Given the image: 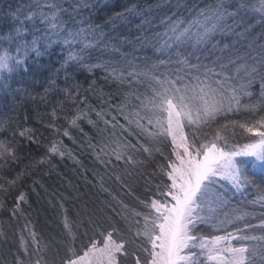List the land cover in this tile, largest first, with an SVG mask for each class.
I'll return each instance as SVG.
<instances>
[{"label": "snow or ice", "instance_id": "1", "mask_svg": "<svg viewBox=\"0 0 264 264\" xmlns=\"http://www.w3.org/2000/svg\"><path fill=\"white\" fill-rule=\"evenodd\" d=\"M93 10L111 14L97 24L91 22ZM80 44L78 52L71 50ZM97 45L118 54L123 63L83 64L81 53ZM54 46L70 49L56 69L57 76L64 72L66 82L73 78L68 67L76 65L89 72L103 67L105 79L116 84L107 100L102 90L96 93L99 110L87 104V111L79 107L85 98L78 84L64 88L65 99L59 103L76 105L71 126L79 128L78 121L84 119L96 131L97 142L89 147L101 164H111L113 157L124 162L123 175H115V180L127 194L133 195L132 184L145 176L156 153L164 162H158L148 173L150 178L144 179L145 198L135 196L143 211L130 208L115 195L112 200L119 211L106 202L122 226L109 224L98 238L89 237V243L77 250L67 218L64 227L72 239L60 241L58 247L38 238L26 223L23 231H28L31 245L21 235L12 259L3 264H202L200 257L211 264H264V212L258 224L250 223L247 218L257 214L229 207L230 189L220 183L226 181L235 192L257 184L252 172L257 167L264 171V116L254 122L226 120L214 135H201L222 114L264 107V0H112L111 4L105 0H0V93L4 94L0 106H8V97L11 104H20L17 95L23 97L29 87L41 82L49 70L41 61L51 57ZM125 47L130 50L122 51ZM149 50L164 59L149 64L150 57L145 56L143 67L135 63V52ZM193 58L196 63L191 62ZM46 79L45 95L56 83L51 74ZM13 82L20 87L13 89ZM257 82V103L242 105L241 97L252 96L249 89ZM140 87L145 91L140 92ZM86 91H95V82ZM91 113L96 119L90 118ZM52 117L47 127L58 134L55 109ZM237 126L251 134L250 142H229L226 132ZM17 134L36 142L31 129L13 130L11 136ZM63 135L69 136L67 129ZM169 147L165 153L163 149ZM18 149L11 140H0V168L21 163ZM65 154L62 141L53 140L44 156L6 178L0 190L7 192L33 168ZM240 157L251 158L247 161L251 168ZM153 179L160 182L153 185ZM260 183L264 185V177ZM100 187L108 191L102 178ZM22 202H27L23 193L10 209L13 216L23 215ZM251 203H264V196ZM89 223H94L91 217ZM202 225L222 234L203 235L198 229ZM257 230L261 234H251ZM0 236L4 237L0 243H7V234L0 230Z\"/></svg>", "mask_w": 264, "mask_h": 264}, {"label": "trees", "instance_id": "2", "mask_svg": "<svg viewBox=\"0 0 264 264\" xmlns=\"http://www.w3.org/2000/svg\"><path fill=\"white\" fill-rule=\"evenodd\" d=\"M105 2L111 4L112 0H105ZM110 14L107 10L99 12L93 10L91 22L99 24L107 20ZM83 15L88 17V12ZM159 30L162 31L163 29ZM81 47H83L82 44L76 45L71 50L78 52ZM129 50L127 47L122 49L124 52ZM50 51L52 53L51 57L45 56L41 61L43 64L48 65L49 69L40 78L41 82L29 87L28 93L23 97L17 95L16 99L20 101V104H11V97H8L6 102L8 106H0V140H11L13 144L18 145V155L22 157L19 165L10 164L7 167L0 168V184H5L6 178L14 177L25 164L44 156L46 147L53 140L62 141L66 154L63 157L59 155L52 156L50 163L33 168L30 175H26L14 187L9 188L7 192L0 190V202L4 203V207L0 208V230L7 234V243H0V264H3L4 260L10 261L12 259L16 248L19 247L21 235H23L25 243L31 245L28 231H23L26 223L31 231L37 233L38 238L50 242L53 247H58L59 242L62 240L75 237L73 246L77 250L89 243V237L98 238L99 231L107 229L109 224L118 222L117 226H122L123 221H120V218L107 207L106 202L111 203L119 211L116 201L112 200V196L115 195L117 200H122L130 208L143 211V207L137 203L135 196H139L141 199L145 198L143 194L144 179L150 178L148 173L156 169L158 162H164L163 157L156 153L152 163L147 166L145 176L140 179L138 184H132L133 195H128L126 189L122 188L115 180V175H123L124 162H117L113 157L111 164H101L89 147V143L95 144L97 142L96 131L84 119L78 121L79 128L71 126L69 120L75 115L76 105L65 103L61 106L59 103L65 99L62 90L78 84L80 94L85 98V103H80L79 107L87 111L85 107V104H87L99 110L101 104L96 93L102 90L105 93L103 98L107 100V94L116 91V84L105 79L107 72L103 67L93 68L89 72L87 68L76 65L68 67L67 70L73 78L66 82L64 72L61 71L57 76L56 69L60 67L70 49L67 46H54ZM81 55L84 57L83 64L86 65H97L106 61L123 63L118 54L113 55L110 49L102 50L100 45L85 49ZM133 55L138 57L135 63L140 64L141 67H143V57L145 56L150 57L149 64L164 59L163 56L153 50L147 52L137 51ZM29 62L31 61L29 60ZM191 62L196 63L195 58ZM159 71H165V69L161 68ZM50 74L51 78L56 80V83L45 95L44 90L48 87L46 78ZM16 79H19V77ZM93 82H95V91H86ZM11 87L15 89L20 85L13 82ZM127 90V88L122 89V91ZM139 91L144 92L145 88L140 87ZM249 91L253 95L250 97L242 96V105L257 103L260 94L259 83L253 84ZM3 95V93H0V96ZM116 102V99L112 100L113 104ZM104 107L107 108V105L105 104ZM53 109L56 110L57 114L55 127L60 130L58 134L47 127L53 121ZM112 115L117 114L113 111ZM261 116H264V107H258L255 111L245 108L238 111L234 110L231 113L217 117L214 123L202 130L201 135L209 137L214 135L216 129L225 124L226 120L254 122ZM90 118L96 119L95 113H91ZM107 118L111 119L110 116ZM117 119L120 123H124L122 117L118 116ZM3 121L8 123L4 125ZM100 127H103L102 123ZM81 128L83 132L80 131ZM24 129L32 130L36 142H30L26 137L22 138L18 134L14 138L11 136L13 130L19 133ZM65 129L68 130L69 136L63 135ZM84 133L88 135L85 136ZM226 134L230 143L239 145L248 143L253 138L251 134L244 133L238 126L234 129L230 127ZM132 142L135 143V139ZM161 147L163 146L161 145ZM163 150L168 153L170 147ZM69 152L71 155H68ZM139 158L143 159L144 157L140 156ZM242 161L246 162V167L251 168V165L247 163L250 160L243 159ZM252 174L257 178V184L248 187L246 190L235 192L231 190L227 183L223 184L230 189L229 194L232 196L229 207L238 206L250 212H255L257 217L247 218L250 223L255 225L259 223V214L264 212V203L253 204L251 202L258 200L260 196H264V185L260 183V178L264 177V171L257 167ZM101 178L103 179V187L108 191L101 190ZM164 179L166 180V177ZM159 182V179H153V185ZM153 190H155L154 187ZM21 193L25 195L27 201L26 203L22 202L20 205L23 215L17 213L16 216H13L10 209L13 207L16 197ZM89 217L94 220V223H89ZM65 218H67L70 225L72 237L68 236L64 227ZM198 229L203 235L222 234L208 225L198 226ZM94 231L96 232L95 236L93 235ZM251 234L259 235L261 233L257 230V232ZM3 240L4 237L0 236V241Z\"/></svg>", "mask_w": 264, "mask_h": 264}, {"label": "rangeland", "instance_id": "3", "mask_svg": "<svg viewBox=\"0 0 264 264\" xmlns=\"http://www.w3.org/2000/svg\"><path fill=\"white\" fill-rule=\"evenodd\" d=\"M242 145H243V144H242ZM238 159H240V160H241V159H242V160H243V159H244V160H245V159H247V160H251V158H244V157H240V158H238ZM220 183H225V184H226L227 182H226V181H221ZM229 186H230V185H229ZM196 251H199V249H196ZM200 260H201L202 264H211V262H209V261L206 260V257H200Z\"/></svg>", "mask_w": 264, "mask_h": 264}]
</instances>
